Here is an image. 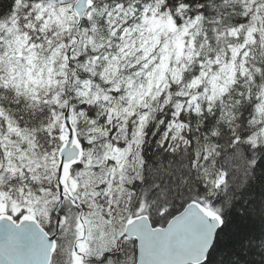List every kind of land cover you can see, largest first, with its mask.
Instances as JSON below:
<instances>
[{"label": "snow or ice", "instance_id": "6c2138e0", "mask_svg": "<svg viewBox=\"0 0 264 264\" xmlns=\"http://www.w3.org/2000/svg\"><path fill=\"white\" fill-rule=\"evenodd\" d=\"M0 264H264V0H0Z\"/></svg>", "mask_w": 264, "mask_h": 264}]
</instances>
